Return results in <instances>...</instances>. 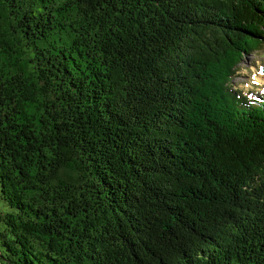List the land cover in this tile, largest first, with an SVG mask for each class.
Here are the masks:
<instances>
[{
	"label": "trees",
	"instance_id": "1",
	"mask_svg": "<svg viewBox=\"0 0 264 264\" xmlns=\"http://www.w3.org/2000/svg\"><path fill=\"white\" fill-rule=\"evenodd\" d=\"M263 50L264 0H0V264H264Z\"/></svg>",
	"mask_w": 264,
	"mask_h": 264
},
{
	"label": "rangeland",
	"instance_id": "2",
	"mask_svg": "<svg viewBox=\"0 0 264 264\" xmlns=\"http://www.w3.org/2000/svg\"><path fill=\"white\" fill-rule=\"evenodd\" d=\"M258 64V69L255 67ZM264 68V50L249 56H246L240 65L243 70L239 76L245 78H237L235 82H240L241 88L246 90L252 89L254 91L264 90V72L261 68ZM248 70V71H247ZM264 94V92H263ZM7 210L6 204L0 200V212ZM1 263V261H0Z\"/></svg>",
	"mask_w": 264,
	"mask_h": 264
}]
</instances>
